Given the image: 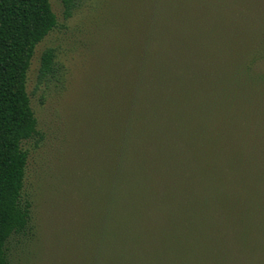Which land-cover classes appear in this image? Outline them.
<instances>
[{"label":"trees","instance_id":"1","mask_svg":"<svg viewBox=\"0 0 264 264\" xmlns=\"http://www.w3.org/2000/svg\"><path fill=\"white\" fill-rule=\"evenodd\" d=\"M61 2L64 19L79 8ZM114 16L72 114L70 215L48 264H264V0H122ZM57 26L49 0H0V264H40L26 143L45 136L26 80ZM64 66L47 47L38 80Z\"/></svg>","mask_w":264,"mask_h":264},{"label":"rangeland","instance_id":"2","mask_svg":"<svg viewBox=\"0 0 264 264\" xmlns=\"http://www.w3.org/2000/svg\"><path fill=\"white\" fill-rule=\"evenodd\" d=\"M49 1L58 26L35 46L26 80L38 128L45 136L37 147L32 140L26 143L30 153L25 186L33 194V219L42 236V248H34L40 264H48L50 255L59 259L64 247L62 228L70 212L63 200L65 191L72 190V114L79 101H89L91 84L109 56L113 14L122 7V0H78V10L64 19L61 0ZM47 47L55 48L66 73L40 81V57Z\"/></svg>","mask_w":264,"mask_h":264}]
</instances>
